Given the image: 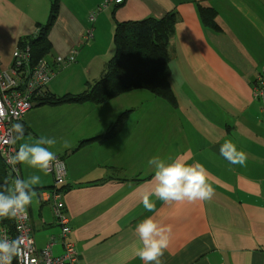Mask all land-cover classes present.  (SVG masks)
<instances>
[{"label":"crops","instance_id":"1","mask_svg":"<svg viewBox=\"0 0 264 264\" xmlns=\"http://www.w3.org/2000/svg\"><path fill=\"white\" fill-rule=\"evenodd\" d=\"M52 1L0 0L3 66L10 65L19 41L34 38L37 24L46 23ZM102 1L58 0L45 59L54 63L74 52L76 60L53 64L47 91L79 94L101 78L115 55L116 21L175 12L169 85L176 105L136 90L98 105H41L20 120L27 134L16 138L17 151L47 136L56 141L50 151L66 163L67 239L80 264H143L136 256L135 227L149 216L172 229L162 264H264V101L258 95L264 79V0H124L101 11ZM200 8L213 9L215 27L203 23ZM128 110L117 136L80 147ZM225 141L246 153V165L220 154ZM153 156L199 162L215 195L169 204L152 197L156 211H146L143 198L155 187L154 169L147 163ZM19 167L22 178L41 176L27 209L37 248L52 244L53 255L61 256V227L49 199L54 178Z\"/></svg>","mask_w":264,"mask_h":264},{"label":"trees","instance_id":"2","mask_svg":"<svg viewBox=\"0 0 264 264\" xmlns=\"http://www.w3.org/2000/svg\"><path fill=\"white\" fill-rule=\"evenodd\" d=\"M58 10V0H53L48 20L44 24H37L38 34L34 38L20 40L18 43L20 47L25 44L30 45L36 62L47 58L50 54L49 33L56 22ZM199 12L203 23H209L215 27L213 9L200 8ZM176 24L175 12L163 18L148 17L137 21H116L115 55L107 62L101 78L93 83H87L86 89L79 94L57 96L47 91L46 97L39 100L40 105L60 106L85 103L98 105L131 91L146 90L175 106L176 100L169 85V77L172 61L170 42ZM130 112L131 110H128L120 114L102 135L83 140L80 147L117 136ZM8 180L9 172L0 156V186H9ZM0 222L9 229H14L13 218L0 217Z\"/></svg>","mask_w":264,"mask_h":264},{"label":"clouds","instance_id":"3","mask_svg":"<svg viewBox=\"0 0 264 264\" xmlns=\"http://www.w3.org/2000/svg\"><path fill=\"white\" fill-rule=\"evenodd\" d=\"M55 143V139L47 136L39 137L34 143H23L10 158V163L13 167L23 165L48 175L55 160V154L50 148ZM220 154L232 164L246 165V153L237 150L231 141H225L221 145ZM147 163L154 169L155 184L151 194L145 195L142 201L144 209L148 212L156 211L152 197L169 204L211 200L215 195V190L208 183L207 170L199 162L189 165L179 158L167 162L159 156H153ZM40 183L41 176L32 174L25 178H14L7 187L0 186V217L12 219L26 215L35 195L34 186ZM171 234V227L157 222L154 217L144 218L135 227L139 242L136 256L143 264H162L161 258L169 246ZM21 243V239L0 238V264H12L13 257L20 254Z\"/></svg>","mask_w":264,"mask_h":264},{"label":"built area","instance_id":"4","mask_svg":"<svg viewBox=\"0 0 264 264\" xmlns=\"http://www.w3.org/2000/svg\"><path fill=\"white\" fill-rule=\"evenodd\" d=\"M124 0H103L99 10H104L112 5H120ZM96 13L90 15L94 20ZM75 54L67 57H57L54 63L41 59L34 61L30 45L17 46L13 52L10 65L0 63V156L3 159L11 182L21 176L20 167H13L10 158L17 152L15 144V123L19 122L24 114L31 110L34 103L46 97L47 86L53 78V64L56 67L66 66L75 62ZM261 88L258 95L264 101V79L260 80ZM264 116V102L262 107ZM264 124V119H263ZM49 174L54 178V189L49 194L55 219L61 227L60 237L63 241V255L54 256L52 244L43 249H38L32 235L31 218L29 213L13 218L14 229H9L1 224L0 238L21 239L20 254L13 257L12 264H80L78 253L74 244L67 239L71 232L69 218L64 210L63 191L66 184L67 169L63 160L55 156L49 169Z\"/></svg>","mask_w":264,"mask_h":264},{"label":"water","instance_id":"5","mask_svg":"<svg viewBox=\"0 0 264 264\" xmlns=\"http://www.w3.org/2000/svg\"><path fill=\"white\" fill-rule=\"evenodd\" d=\"M39 106H40V103H34L32 107L37 108ZM23 130H25V129H24L23 125L20 123V121L15 123V137L16 138H20V137L27 134V131H24V133H22Z\"/></svg>","mask_w":264,"mask_h":264},{"label":"rangeland","instance_id":"6","mask_svg":"<svg viewBox=\"0 0 264 264\" xmlns=\"http://www.w3.org/2000/svg\"><path fill=\"white\" fill-rule=\"evenodd\" d=\"M37 34H38V29H37V32H36L35 36H36ZM27 45H28V44H27ZM14 50H15V49H14ZM13 52H14V51H13ZM12 56H13V54H12ZM106 62H107V61H106ZM106 62H105V63H106ZM77 63H78V62H77ZM106 65H107V63H106ZM72 69H73V68H71L69 71H74V70H72ZM119 114H120V113H119ZM119 114H118V115H119ZM121 114H122V113H121ZM118 115H117V117H118ZM117 117H116L114 120H116ZM114 120H113V121H114ZM60 158H61V157H60ZM61 159H62V158H61ZM62 160H63V159H62ZM63 162L65 163L64 160H63ZM65 165H66V163H65ZM66 169H67V166H66ZM50 175H51V174H50ZM66 177H67V176H66ZM65 187H66V184H65ZM64 189H65V188H64Z\"/></svg>","mask_w":264,"mask_h":264}]
</instances>
